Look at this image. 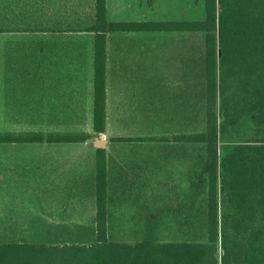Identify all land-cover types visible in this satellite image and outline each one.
Returning <instances> with one entry per match:
<instances>
[{
	"label": "crops",
	"instance_id": "1",
	"mask_svg": "<svg viewBox=\"0 0 264 264\" xmlns=\"http://www.w3.org/2000/svg\"><path fill=\"white\" fill-rule=\"evenodd\" d=\"M92 1L96 20V0ZM139 1L106 0V21L149 22L143 19ZM28 15L33 29L27 27ZM86 19V0H0V137L84 138L72 142H0L1 247L84 244V208H97L96 153L100 148L106 152V168L108 151L113 155L109 171L115 187L107 190L106 177L107 208H128L125 198L138 194L125 185L131 174L128 148L139 144L129 139L150 136L151 100L158 109L161 94L176 87L178 62L188 54L192 58L191 44L182 48L178 40L166 44L164 36L159 37L165 32L177 35L188 31H107L106 126L98 135L93 124L96 33L88 32L87 45ZM193 56L196 62V46ZM154 129L157 132L159 127ZM97 138L102 139L100 145ZM11 208H77V216L72 220V231L65 215L50 217V229L55 230L52 238L32 242L13 235L16 226Z\"/></svg>",
	"mask_w": 264,
	"mask_h": 264
},
{
	"label": "rangeland",
	"instance_id": "2",
	"mask_svg": "<svg viewBox=\"0 0 264 264\" xmlns=\"http://www.w3.org/2000/svg\"><path fill=\"white\" fill-rule=\"evenodd\" d=\"M204 1L140 0L139 3L143 4L144 21L194 22L205 19ZM86 11L88 45V32L95 25L92 0H86ZM29 26L35 28L34 24L29 25L28 15L27 27ZM161 36H164L166 44L178 40V44L182 48L187 45V49L191 44L192 58L188 54L187 59L178 62L176 87L174 91L167 88L165 94H161L158 109L154 108L151 100L150 136L129 139L130 142L139 144H132L128 148L131 174L125 185L138 191V194L125 198L128 200V208H107L108 232L110 241L113 242L154 240L166 243L184 240L205 243L208 240L210 159L207 143L195 141L196 136L207 132L208 113L212 112L216 121L220 221L221 216L231 208L229 195L222 187L224 159L240 145H255L264 140V125L257 123L260 109L255 94L256 89L264 82L255 73L223 82L218 69L216 101L209 107L206 89V33L188 31L171 35V32H165V35H159ZM194 46L196 62L193 56ZM219 56L220 53L218 59ZM154 127H159V130L156 132ZM101 141L102 139H98L97 144L100 145ZM108 153L110 163L107 158V190H112L115 185L110 178L109 168L111 169L113 155L110 151ZM76 210L77 208H11L13 226H16L13 235L19 240L32 242L40 238H52L55 230L50 229L52 222L49 218L55 215L56 219V214L65 215L67 222H70L68 228L72 231ZM79 210L83 213V208ZM84 220L87 226L94 225L96 208H84ZM221 255L219 242V258Z\"/></svg>",
	"mask_w": 264,
	"mask_h": 264
},
{
	"label": "trees",
	"instance_id": "3",
	"mask_svg": "<svg viewBox=\"0 0 264 264\" xmlns=\"http://www.w3.org/2000/svg\"><path fill=\"white\" fill-rule=\"evenodd\" d=\"M205 19L194 22L106 21V0H96L94 42V131L105 132V44L107 31L205 32L208 106L217 96L218 69L223 82L255 73L264 82V0H205ZM218 53H220L218 59ZM264 125V83L255 91ZM87 136L85 140H88ZM72 142L84 138L19 134L0 142ZM195 141L208 145L207 242L119 244L110 241L107 222L106 152L97 150L96 225L85 227V242L63 246H0V264H264V140L240 145L222 163L223 189L230 210L218 218L216 121L208 113V129ZM82 236V234H80ZM219 242L222 255L219 258ZM69 257V259H68Z\"/></svg>",
	"mask_w": 264,
	"mask_h": 264
}]
</instances>
